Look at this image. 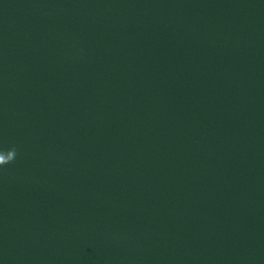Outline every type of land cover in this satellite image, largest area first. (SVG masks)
Instances as JSON below:
<instances>
[{
    "label": "water",
    "instance_id": "water-1",
    "mask_svg": "<svg viewBox=\"0 0 264 264\" xmlns=\"http://www.w3.org/2000/svg\"><path fill=\"white\" fill-rule=\"evenodd\" d=\"M0 264H264V0H0Z\"/></svg>",
    "mask_w": 264,
    "mask_h": 264
},
{
    "label": "clouds",
    "instance_id": "clouds-1",
    "mask_svg": "<svg viewBox=\"0 0 264 264\" xmlns=\"http://www.w3.org/2000/svg\"><path fill=\"white\" fill-rule=\"evenodd\" d=\"M17 156V149L13 146L8 150H0V167L13 163Z\"/></svg>",
    "mask_w": 264,
    "mask_h": 264
}]
</instances>
